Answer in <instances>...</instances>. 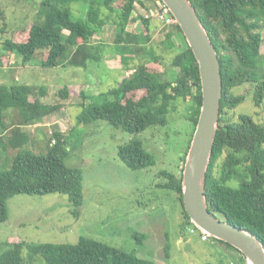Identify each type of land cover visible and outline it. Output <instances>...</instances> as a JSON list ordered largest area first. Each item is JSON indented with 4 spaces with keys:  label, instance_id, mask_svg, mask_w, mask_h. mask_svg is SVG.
<instances>
[{
    "label": "trees",
    "instance_id": "obj_1",
    "mask_svg": "<svg viewBox=\"0 0 264 264\" xmlns=\"http://www.w3.org/2000/svg\"><path fill=\"white\" fill-rule=\"evenodd\" d=\"M149 1L156 4L158 0ZM190 1L217 50L223 79L219 128L206 182L209 210L220 219L248 230L264 243V118L258 122L248 114L237 118L231 114L249 96V93L235 92L245 86H251L255 106L264 109V55L261 52L264 46L261 34L264 0ZM140 3L145 4L142 0H41L35 20L29 22L24 38L5 40L0 51L18 57L23 67L29 63L32 65L36 55L40 54L38 64L41 69L62 66L86 70L92 63L103 60L109 46L94 40L107 25H113L116 29L114 43L120 48L122 62L128 67L133 61L129 55H135L149 43L147 35L142 37L128 32L136 4ZM73 4L87 5L85 18H73ZM5 19L6 8L0 0V21ZM142 22L149 31L150 18H142ZM3 25L0 31L6 33L7 21ZM175 27L182 33L178 24ZM172 35H165L162 46L170 51L172 66L179 70L173 80L165 77L160 67L149 68L148 60H145L117 87L101 93L96 102L90 103L87 108L82 104L84 111L79 115L78 122L87 125L105 121L136 136L151 127L166 126L174 104L177 101L189 102L192 140L202 105L199 68L190 47L184 50L178 48L172 41ZM147 49L151 51L148 55L153 57L151 62L158 65L164 63L162 56L156 54L159 45ZM35 92L44 96L46 90H36L26 84L12 87L0 85V126L4 125L0 131V154L3 156L8 152L11 157L15 156L10 168L0 171V223L8 219V201L18 195L60 193L68 197L71 214L76 218L81 214L84 202L83 170L66 164L67 158L82 146L75 127L67 134L57 131L50 136L45 135L41 142L38 138L30 142L26 134H21L22 141H27V145L15 138L7 141L5 136L8 127L3 121L4 112L14 110L21 119L18 124L26 126L42 122L52 110L42 104ZM69 94L70 90L66 87L59 92L62 99ZM81 94L90 101L85 91ZM30 96H36L34 102L30 101ZM191 140L180 157V163H185ZM36 142L47 145L44 154L30 150ZM27 146L30 149H25ZM118 156L132 171L156 165L153 155L135 137L119 147ZM183 167L180 165L178 168L181 173L165 171L158 176L163 180L158 187L177 194L182 205L181 225L185 235L186 229L192 228L193 224L183 205ZM146 236L143 238L146 239ZM136 237L140 238L139 235ZM211 239L213 244L224 245L243 256L230 244ZM4 246L2 249L0 244V264H34L39 257L46 264H159L87 237H81L76 244L22 241L6 242ZM25 250L28 251L27 258L23 255Z\"/></svg>",
    "mask_w": 264,
    "mask_h": 264
},
{
    "label": "rangeland",
    "instance_id": "obj_2",
    "mask_svg": "<svg viewBox=\"0 0 264 264\" xmlns=\"http://www.w3.org/2000/svg\"><path fill=\"white\" fill-rule=\"evenodd\" d=\"M40 1L1 0L6 8V19L0 21V28L4 27L5 21L8 25L5 27L6 33L0 31V50L5 40L24 38L29 22L35 20ZM86 12L87 5H72L75 20L85 18ZM261 27L264 38V21ZM114 39L115 28L107 25L104 34L97 35L94 40L105 42L109 46L107 52L101 62L92 63L86 70L62 66L41 69L38 64L40 54L36 55L32 65L29 63L23 67L18 57L0 51V85L12 87L26 84L36 90L45 89L44 96L50 97H44L41 92L40 95L35 94L47 99L49 108L59 106V109H52L37 125L20 126L18 120L21 119L14 110L4 112L3 123L8 127L5 132L7 141L14 138L22 141L20 135L26 134L28 141L38 138L41 142L45 135L50 136L57 131L67 134L75 127V134L82 146L67 158L66 164L80 167L84 176V202L78 218L70 212L68 197L60 193L45 196L18 195L11 198L7 205L8 219L0 223L2 249L6 242L76 244L81 237H87L134 255L148 253L156 257L159 254V258L166 264H246V260L237 251L213 244L212 239L203 241L199 232L191 233L190 227L183 235L182 205L177 194L158 187L163 182L158 176L165 171L177 173L179 166H184V163H180V157L187 150L192 132V123L188 119L189 102L184 104L177 101L174 104L166 126L151 127L136 136L116 129L105 121L87 125L78 122L79 115L84 111L82 104L87 108L90 103L96 102L101 93L117 87L130 75ZM177 43L182 50L188 46L184 36ZM261 52L264 55V46ZM112 58L114 59L111 60ZM176 71V74L168 76L169 79L173 80L177 76L179 70ZM65 87L70 90L72 98V102L67 105L63 103L70 100L64 101L59 96L60 90ZM82 89L88 95L87 98L90 97V101L81 94ZM235 92L249 93V96L231 114L236 118L248 114L262 122L264 109L255 106L251 86L238 88ZM60 105L65 108L60 109ZM0 128V131L3 130L4 125ZM133 137L141 140L145 149L153 155L156 161L154 167L132 171L120 160L119 147L127 144ZM22 143L27 145L28 142ZM27 148L28 146L25 149ZM30 150L36 154H44L47 145L36 142ZM14 157L8 152L3 156L0 154V171L10 168ZM145 234L147 238L151 236L152 242L157 238L160 240V247H155L157 254L152 253L151 246L145 243ZM138 235L139 239L136 237ZM140 240L143 242L140 243ZM165 240L167 249L162 246ZM23 255L27 258L28 251L25 250ZM34 264L46 263L39 257Z\"/></svg>",
    "mask_w": 264,
    "mask_h": 264
},
{
    "label": "water",
    "instance_id": "obj_3",
    "mask_svg": "<svg viewBox=\"0 0 264 264\" xmlns=\"http://www.w3.org/2000/svg\"><path fill=\"white\" fill-rule=\"evenodd\" d=\"M180 27L199 68L202 105L182 170L184 209L202 233L240 251L247 264H264V243L248 230L220 219L209 210L208 168L219 128L223 79L215 46L190 0H158ZM181 173V171H180Z\"/></svg>",
    "mask_w": 264,
    "mask_h": 264
},
{
    "label": "crops",
    "instance_id": "obj_4",
    "mask_svg": "<svg viewBox=\"0 0 264 264\" xmlns=\"http://www.w3.org/2000/svg\"><path fill=\"white\" fill-rule=\"evenodd\" d=\"M142 1H144V3H145L144 5H142L141 3L136 4V8H135L134 13L131 17L132 18L131 24L128 27V32L140 35L142 37L147 35L149 37V43H147V45H143L144 46V47H142L143 49L138 51L135 55H131V54L129 55V57H132V60H133L132 63L130 64V66H128V68L130 70V74L133 72V70L135 71V68H137V66L141 62L148 60L147 64H148L149 68L158 69L160 67V70L164 72L165 77L169 78L168 76L174 75L177 73V71H176L177 68H174V66H172L171 59L173 56L169 55L170 51L162 46V42L166 39L165 35L167 33H171V34H173L172 35V41L175 43V45L178 48H180L178 46L177 41H179V39L181 37H183L182 36L183 34L180 31H178V29L175 26H167L158 18V12H159V9L161 7L159 5L158 1L156 2V4H154L153 2H151L149 0H142ZM147 3H149L152 6H148ZM147 7L149 9H147ZM136 11H139V13L137 14ZM145 11H148V13L145 14ZM148 14H150V17L148 16ZM142 18H150V22H149L150 29H149V31L144 27L143 22H142ZM134 27L136 28V30ZM114 28H115V26H114ZM115 32H116V29H115ZM103 34H104V31H103ZM158 45L160 46V49L157 51L156 54L159 56H162V58L164 60V63L162 65H160V64L158 65L156 63L151 62L153 57L151 55H148L151 51L147 48H149V47L150 48H156ZM144 49H147V51H145ZM137 50H139V49H137ZM111 57H112V54L110 52L109 58H111ZM113 59L114 58H112L111 60H113ZM108 60H110V59H108ZM149 62H151V63H149ZM156 67H158V68H156ZM82 91H84V90L82 89ZM70 94H71V92H70ZM70 94H69V96H66V98L64 99V101L70 100L68 103L67 102H64V103L59 102V103L60 104L63 103L66 105L71 103L72 98H71ZM44 97L48 98L50 96H44ZM37 98L42 102V104H45L49 107V105L47 104V99L44 100L43 96H38ZM35 99H36V96H30L31 102H34ZM54 108L59 109V106L52 107L51 109H54ZM63 108H65V106L60 105V109H63ZM51 111L48 114H50ZM48 114H46L45 116H47ZM36 125H33V126L36 127ZM150 239H151V236H148L145 243L151 246L152 253L157 254L156 248L160 247V246H158L159 244L161 245L160 240L157 238L156 240H153V242H152V240H150ZM219 245H221V244H219ZM162 246L165 247V249H166V246H167L166 240H165V244H163ZM144 254H146V255H142V257H145L148 260H152V261L159 263V264H166V263H164L163 260H161L159 258V254L155 255L156 257L148 255V253H144Z\"/></svg>",
    "mask_w": 264,
    "mask_h": 264
},
{
    "label": "built area",
    "instance_id": "obj_5",
    "mask_svg": "<svg viewBox=\"0 0 264 264\" xmlns=\"http://www.w3.org/2000/svg\"><path fill=\"white\" fill-rule=\"evenodd\" d=\"M158 18H160V20L167 26H176L177 24L175 18L172 16L170 12V9L165 5L160 7L158 12ZM190 231L191 233L199 232L203 241H208L211 238L205 233H202L195 225H193V227L190 228Z\"/></svg>",
    "mask_w": 264,
    "mask_h": 264
}]
</instances>
